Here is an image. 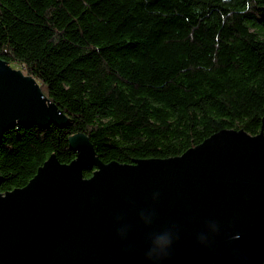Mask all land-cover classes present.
Wrapping results in <instances>:
<instances>
[{
  "label": "trees",
  "instance_id": "1",
  "mask_svg": "<svg viewBox=\"0 0 264 264\" xmlns=\"http://www.w3.org/2000/svg\"><path fill=\"white\" fill-rule=\"evenodd\" d=\"M0 56L68 118L5 132L2 191L52 154L75 159L77 133L104 162L133 163L264 131V0H0Z\"/></svg>",
  "mask_w": 264,
  "mask_h": 264
},
{
  "label": "water",
  "instance_id": "2",
  "mask_svg": "<svg viewBox=\"0 0 264 264\" xmlns=\"http://www.w3.org/2000/svg\"><path fill=\"white\" fill-rule=\"evenodd\" d=\"M67 119L0 56V143L17 125ZM69 141L71 162L52 154L26 185L0 189V264H264L263 130L133 163L104 162L85 133Z\"/></svg>",
  "mask_w": 264,
  "mask_h": 264
}]
</instances>
